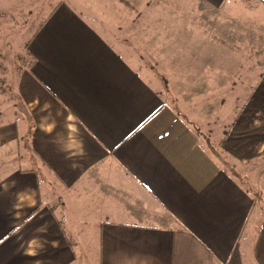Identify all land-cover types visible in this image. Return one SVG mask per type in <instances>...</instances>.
<instances>
[{"label":"crops","instance_id":"1","mask_svg":"<svg viewBox=\"0 0 264 264\" xmlns=\"http://www.w3.org/2000/svg\"><path fill=\"white\" fill-rule=\"evenodd\" d=\"M125 1L56 0L7 76L0 264H264V217L227 165L264 149V0ZM111 18L135 20L136 44L166 36L147 70ZM241 75L240 107L224 84Z\"/></svg>","mask_w":264,"mask_h":264},{"label":"rangeland","instance_id":"2","mask_svg":"<svg viewBox=\"0 0 264 264\" xmlns=\"http://www.w3.org/2000/svg\"><path fill=\"white\" fill-rule=\"evenodd\" d=\"M107 2L108 6L111 5L114 14L122 12L119 7L120 3H123L129 9L134 10L128 2L125 0H104ZM150 0V6L157 5L161 7V10L167 11V9H174L168 3H157L153 4ZM24 2L15 1V9L12 8H3L0 6V109L6 108L7 110L14 108L15 97L13 98V86L9 87L7 76L9 73L13 72V69L18 71L21 66L27 65L29 58L24 52L23 48L36 30L38 24L42 21L43 16L47 11L51 9V7L55 4L56 0H41V4H33L30 6V3H25L27 5L25 8L22 6ZM28 7L30 8L28 11ZM156 8V9H157ZM177 10V9H176ZM163 18V19H162ZM139 30L142 27H151L155 26L160 29L164 25L169 26L170 19L165 18V16L160 18H139ZM126 21L122 23L123 20L111 18L110 20H103L101 22L102 26L106 31H108L109 36H107L113 44H115L119 49L122 44L126 46V52L128 54L129 59L141 58L139 59V69L148 68L146 63L149 65L151 63V52L152 48L158 47L165 43V37L154 34L151 28L144 30L139 33V43L136 44L135 36L132 32L126 34V28L132 25H135V20L131 18H126ZM182 21V20H181ZM132 22V24H130ZM183 23V22H181ZM163 24V25H162ZM119 26H123V30H117ZM127 26V27H126ZM128 27V28H129ZM126 39V40H125ZM121 42L122 44L120 45ZM153 48V49H154ZM122 50V48H121ZM125 51V50H124ZM137 64V65H138ZM146 66V67H145ZM243 66V65H242ZM241 66V72L243 75L247 72L248 64L246 67ZM147 70V69H146ZM243 75L236 77L233 83H225V90L232 92L238 97L236 100H232L235 104H239L241 107L243 103L246 101V92L252 87V83L246 82ZM240 80V81H239ZM226 105L229 106L231 104L230 99L224 98L222 100ZM233 105H231L232 107ZM18 109V108H17ZM226 127V126H225ZM227 165L229 171L236 177V179L244 185L249 192L252 193L253 198L256 202V216L257 218L264 217V149L258 154V156L254 157L251 160L247 161H233L227 158Z\"/></svg>","mask_w":264,"mask_h":264}]
</instances>
